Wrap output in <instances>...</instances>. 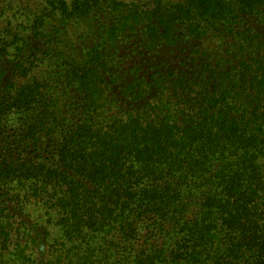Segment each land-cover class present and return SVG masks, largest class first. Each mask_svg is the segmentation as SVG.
<instances>
[{"label":"trees","instance_id":"1","mask_svg":"<svg viewBox=\"0 0 264 264\" xmlns=\"http://www.w3.org/2000/svg\"><path fill=\"white\" fill-rule=\"evenodd\" d=\"M44 1H0V264H264V0Z\"/></svg>","mask_w":264,"mask_h":264},{"label":"rangeland","instance_id":"2","mask_svg":"<svg viewBox=\"0 0 264 264\" xmlns=\"http://www.w3.org/2000/svg\"><path fill=\"white\" fill-rule=\"evenodd\" d=\"M3 1V0H0ZM11 1L12 4H16V2H18L21 5H27L29 4L33 9L39 5L43 6V3H45V1L43 2V0H8ZM149 1L152 0H139L140 6H143L141 4L144 3H148ZM182 44V45H181ZM204 48L206 49L209 48L211 50H214L215 46L211 41H205V43L203 44ZM202 45V46H203ZM201 48V46H200ZM204 48L203 50H199L196 53H192L193 50V44L191 42L187 43H180L177 46H175V48H171L170 50H168L167 48L164 49H160L159 50V55L156 56L155 60H152L150 62H143V58L139 57V53L137 52V54L135 56H133L130 61L122 64V69L123 68H127L129 66H131V63H133V61L135 62L134 64H137V70L132 72V74H137V75H144L145 78L149 77L145 72L149 71V70H159V71H163L165 70L163 67H166L167 69H170L171 71H185L188 72L190 70V68L195 67V65H197V62L199 61H203V57L199 56L197 57L195 54L202 53L204 52ZM137 51V50H136ZM129 52L132 53V49H129ZM208 52L205 51L204 54H207ZM200 55V54H199ZM195 57L198 58V61L195 62ZM165 62V63H164ZM140 69V70H139Z\"/></svg>","mask_w":264,"mask_h":264}]
</instances>
